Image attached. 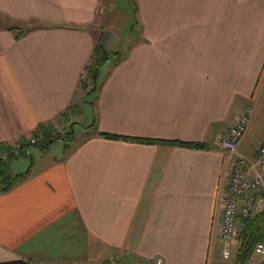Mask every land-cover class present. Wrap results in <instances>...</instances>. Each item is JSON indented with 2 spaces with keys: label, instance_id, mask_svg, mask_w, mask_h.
Listing matches in <instances>:
<instances>
[{
  "label": "crops",
  "instance_id": "1",
  "mask_svg": "<svg viewBox=\"0 0 264 264\" xmlns=\"http://www.w3.org/2000/svg\"><path fill=\"white\" fill-rule=\"evenodd\" d=\"M134 1L127 39L113 0H0V20L26 26L0 24V264H220L231 250L240 264V240L219 237L218 140L253 106L237 153L264 144V0ZM97 44L120 59L96 78L92 114L81 73ZM64 112L91 127L76 145L29 144Z\"/></svg>",
  "mask_w": 264,
  "mask_h": 264
},
{
  "label": "built area",
  "instance_id": "2",
  "mask_svg": "<svg viewBox=\"0 0 264 264\" xmlns=\"http://www.w3.org/2000/svg\"><path fill=\"white\" fill-rule=\"evenodd\" d=\"M87 75L81 73V79ZM253 114V106H247L229 128L227 135L218 140L226 152V166L223 183L218 193L221 211L219 237L226 246L239 238L244 230L243 219L261 212L264 209V144L259 148V157L250 160L237 153L238 145L243 139ZM31 136L29 142L35 143L39 137ZM22 147L15 145L10 149L12 154H19ZM1 159L8 161V154ZM261 256L264 260V241L256 243L252 257ZM105 264H119L116 258L108 259Z\"/></svg>",
  "mask_w": 264,
  "mask_h": 264
},
{
  "label": "rangeland",
  "instance_id": "3",
  "mask_svg": "<svg viewBox=\"0 0 264 264\" xmlns=\"http://www.w3.org/2000/svg\"><path fill=\"white\" fill-rule=\"evenodd\" d=\"M135 1L134 0H113V7H111L109 10L110 13L108 16L111 17V21L114 23L112 28L114 33L117 35V33L122 34V32H126L127 36L126 38H130L132 36V33L136 34L137 29H138V25L135 22L134 19L135 18ZM3 23H9L12 26L16 27V29H20V30H25L26 26L24 24H16L15 22L6 19V21H1L0 20V24ZM111 27V26H110ZM125 33V34H126ZM119 45H122V43H120ZM118 48V47H117ZM120 52L124 51V48H118L117 49ZM107 54L110 57L109 62H115L118 61L119 55L116 54L115 50H107ZM108 62L103 63L100 66V71L98 74V78L101 77V75L104 74L105 69L107 67ZM87 72V71H86ZM82 82H87L88 84L90 83L89 77H88V72L87 75L84 79H81V84ZM81 90L85 91V95H84V101L80 104L79 107L82 106L83 110L88 111L89 113H92V102H89L90 98H92L93 96V92H88L87 93V88L83 87V85H81ZM91 104V105H90ZM84 113V112H83ZM82 114V111L81 113ZM93 114V113H92ZM77 118V117H76ZM57 125L55 126V130H57V132H55V135L51 137V139L54 138H58L59 136H68L66 142L67 144H70V146H74L76 145L80 139L85 136V132L88 133L90 131V128L88 129V126H86L85 124V120L82 118L81 120H78V122H70L68 121L66 123L65 120H60L58 119L57 121ZM95 124V120L91 119V126H94ZM92 129H95V127H93ZM88 130V131H87ZM69 132V133H68ZM41 137V136H40ZM33 150H37L39 149V147H32ZM30 156H28L29 158ZM235 258H236V250H231V256L227 259V260H222L220 259V264H234L235 263ZM264 263V261H263Z\"/></svg>",
  "mask_w": 264,
  "mask_h": 264
},
{
  "label": "trees",
  "instance_id": "4",
  "mask_svg": "<svg viewBox=\"0 0 264 264\" xmlns=\"http://www.w3.org/2000/svg\"><path fill=\"white\" fill-rule=\"evenodd\" d=\"M12 29H16V27H11ZM17 33L15 35L16 38H19L25 33V30H20L16 29ZM110 57L108 56L106 50L100 46V45H95L94 52H93V58L92 61L89 62L87 65L86 71L88 72V77L90 80V83L92 85H89L87 82H82L81 85L83 87H86L87 93L88 92H93L96 88L95 83H96V78L99 74V69L100 66L109 61ZM76 115V114H73ZM69 114L67 112H64L63 114L60 115L59 121L60 120H67ZM43 126L40 125L36 129V131L33 133L34 137H38L39 133H42ZM69 133V132H68ZM66 136H59L58 138L54 139H49L44 141L42 140L41 137L33 143L34 145H38L40 148H44V146L50 144L51 142L57 140V139H64ZM29 144H31L29 142ZM192 146L195 147H204L203 143H193L191 144ZM20 147H23L22 144H19ZM3 150V147H0V151ZM1 162V161H0ZM23 175L21 176H12L10 179L8 178L6 182L3 183V187L1 188V191H7L9 190L15 183L23 179ZM244 222V230L239 236L240 240V247L237 253V261L240 264H246L252 257V253L254 250V247L257 242L259 241H264V209L256 214L250 215L249 217L243 219Z\"/></svg>",
  "mask_w": 264,
  "mask_h": 264
}]
</instances>
